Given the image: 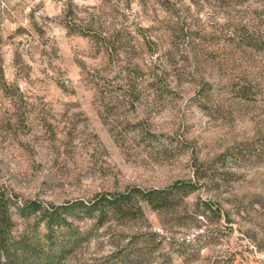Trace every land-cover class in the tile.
<instances>
[{
    "label": "rangeland",
    "instance_id": "obj_1",
    "mask_svg": "<svg viewBox=\"0 0 264 264\" xmlns=\"http://www.w3.org/2000/svg\"><path fill=\"white\" fill-rule=\"evenodd\" d=\"M180 182L135 223L75 210V246L16 206L14 233L66 246L50 264H264V0H0V192L52 208Z\"/></svg>",
    "mask_w": 264,
    "mask_h": 264
},
{
    "label": "trees",
    "instance_id": "obj_2",
    "mask_svg": "<svg viewBox=\"0 0 264 264\" xmlns=\"http://www.w3.org/2000/svg\"><path fill=\"white\" fill-rule=\"evenodd\" d=\"M194 188L192 183L185 182L176 183L164 189L131 188L123 193L101 196L88 204L76 202L52 208L42 207L37 202H27L18 207L7 193L0 192V264H50L56 256H62L66 249V246L60 250L56 249L58 254L54 256L38 254L36 243L26 233H14L13 206L17 207L22 216H40V221L46 228L44 242L48 244V248L57 238V234H63V240H67L65 245L75 246L79 238L72 236L71 225L65 218L75 210L83 212L98 227H104L107 223L113 222L135 223L145 217L144 206L160 215L171 213L178 203L177 200L187 197ZM204 205L205 211H198L199 207L196 205L194 214L187 217L196 227L199 226L197 216L204 218L207 210L211 212L213 210L211 204ZM66 231L69 233L67 234Z\"/></svg>",
    "mask_w": 264,
    "mask_h": 264
}]
</instances>
